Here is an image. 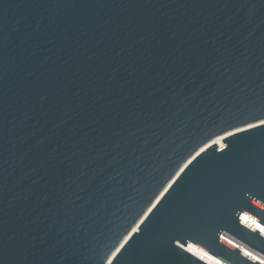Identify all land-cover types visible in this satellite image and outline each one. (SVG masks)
I'll list each match as a JSON object with an SVG mask.
<instances>
[{"label": "water", "instance_id": "water-1", "mask_svg": "<svg viewBox=\"0 0 264 264\" xmlns=\"http://www.w3.org/2000/svg\"><path fill=\"white\" fill-rule=\"evenodd\" d=\"M244 213L264 0H0V264H264Z\"/></svg>", "mask_w": 264, "mask_h": 264}, {"label": "bare ground", "instance_id": "bare-ground-1", "mask_svg": "<svg viewBox=\"0 0 264 264\" xmlns=\"http://www.w3.org/2000/svg\"><path fill=\"white\" fill-rule=\"evenodd\" d=\"M229 134L223 135L222 137H219L217 139H215L213 141V143L218 142L219 140L226 138ZM241 220L245 223H247L248 225H250L251 227L260 230L261 232L264 233V226H262L260 224V222L256 221L255 219L251 218L250 216L246 215L245 213L243 214ZM225 240L227 242H229L230 244L234 245V246H238L239 248H241L246 254L250 255L251 257L260 260L261 262L264 263V256L260 253H258L257 251L251 249L250 247L246 246L244 243L238 241L237 239L234 238H230V237H225ZM186 248L193 253L194 255H196L197 257L201 258L202 260L206 261L209 264H227L224 261H222L221 259L213 256L212 254H210L209 252H207L206 250L202 249L201 247H199L198 245H196L195 243H191L188 246H186Z\"/></svg>", "mask_w": 264, "mask_h": 264}]
</instances>
